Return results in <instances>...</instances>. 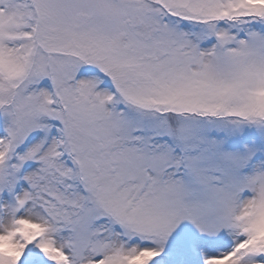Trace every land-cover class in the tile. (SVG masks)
Here are the masks:
<instances>
[{
	"label": "snow or ice",
	"instance_id": "1",
	"mask_svg": "<svg viewBox=\"0 0 264 264\" xmlns=\"http://www.w3.org/2000/svg\"><path fill=\"white\" fill-rule=\"evenodd\" d=\"M0 264H264V0H0Z\"/></svg>",
	"mask_w": 264,
	"mask_h": 264
}]
</instances>
